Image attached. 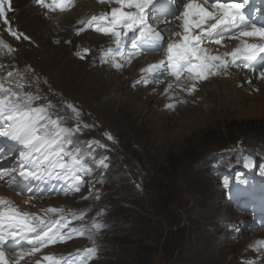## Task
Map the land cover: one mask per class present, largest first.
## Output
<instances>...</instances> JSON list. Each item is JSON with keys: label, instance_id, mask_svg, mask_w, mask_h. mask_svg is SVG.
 <instances>
[{"label": "rangeland", "instance_id": "1", "mask_svg": "<svg viewBox=\"0 0 264 264\" xmlns=\"http://www.w3.org/2000/svg\"><path fill=\"white\" fill-rule=\"evenodd\" d=\"M92 5H96L94 0H79L72 10L57 13L37 6L34 0H13L8 14L12 30L31 40L15 39L0 18V40L13 49L9 52L0 46V68L13 73L24 67L31 73L32 80L27 75L23 78L33 82L37 101L46 106L52 120V115L59 116L60 125L72 120L61 115V104L64 108L72 105L91 124L108 128L113 138L101 139L103 147L95 143L88 155L97 162L106 158L113 163L105 198L102 192L88 188L69 199L61 194L49 203L60 199L64 208L81 210V215L70 219V225L83 235L97 222L108 223L107 234L91 242L97 251L90 264H239L246 245L254 242L248 240L255 232L240 222L233 227L239 215L224 198L220 183L224 179L229 184L239 177L240 170H236L230 179L231 168L239 160L249 156L264 159V79L240 86L244 76L239 73L238 78L229 69L222 77L233 79L201 85L202 91H195L199 92L195 97L183 92L191 99L190 105L175 112L163 111L149 89L130 86L137 63L128 71L114 72L100 63L102 57L95 51L105 42L102 35L86 32L73 36L81 27V10ZM86 47L91 52L80 59ZM19 96L18 105L22 103ZM22 163L32 164L18 159L0 186L13 191L16 199L27 200L24 204L18 199L15 204L27 213L30 208L37 210L35 205L27 206L34 202L33 187L37 185L34 189L43 197L41 204L50 194L38 180L21 181ZM126 168L134 179L145 175L143 190L124 176ZM86 205L92 207L85 209ZM85 241L81 237L56 249L91 247Z\"/></svg>", "mask_w": 264, "mask_h": 264}, {"label": "snow or ice", "instance_id": "2", "mask_svg": "<svg viewBox=\"0 0 264 264\" xmlns=\"http://www.w3.org/2000/svg\"><path fill=\"white\" fill-rule=\"evenodd\" d=\"M34 2L37 6L48 11L62 12L70 10L74 0H50V2L49 0H34ZM98 2H114L119 7L111 9L110 13L99 16L92 15L90 19L78 21L79 25L83 27L77 28V35L87 29H93L95 32L112 37L117 50L122 46L123 38L128 33L136 31V29H140L139 36L145 43L158 44L164 40V37L152 25L148 24L146 20L147 9L150 5H153L154 0H98ZM247 2L248 0H205V3H210L211 10L197 3V0H188V3L184 5L182 12L183 33H174V35L180 36V40L167 44L166 65L168 74L175 77L176 81H180L181 77L184 76L185 82H192L190 87L182 88V90L191 94L198 90V83L207 81L211 77L227 75L231 67L239 66L240 63H243L245 67L252 68L253 72L257 71L250 62L255 61L259 56L264 54V26L257 27L256 24L249 22L244 12ZM6 6L7 8H11V0H0V18L3 19V23L9 34L17 40L21 38L31 40L30 36L12 30ZM125 9L134 10L126 11ZM224 28H231L233 34L228 38L239 40L240 44L231 52L213 54L212 50L205 47L204 44L215 43L221 45L225 37L220 30ZM249 39H256L259 42L250 43ZM0 46L7 48L9 52L13 51L2 40H0ZM136 47V45H133V48ZM83 52L87 54L89 49L84 48ZM77 55L80 54L77 53ZM104 55L105 57L113 56L114 58L115 55H119V52L109 48L105 51ZM81 58L84 57L81 56ZM104 62H107V60ZM114 66L116 68L122 67L118 62ZM164 67L165 61H160L143 68L141 71L149 74L144 77L143 83L147 85V83L154 80L156 74ZM7 75L11 77L13 73L8 72ZM258 77L264 79V69L258 71ZM248 83H251V81ZM177 86L180 87V85ZM18 87L22 88L23 85H18ZM171 87L172 85L170 84L169 88ZM0 92L9 94L6 97L0 98V115H4L8 121L13 122L10 124L9 130L0 131V136L9 137L12 140L21 142L27 150L23 154L24 161L31 160L32 163L31 167H25L24 163L21 164V170L18 174L20 177L42 180L45 176H59L70 173L77 165L83 166L82 161L76 158L68 162H65L62 157H58L56 160L51 159L52 146L58 144L63 139V134L68 133L70 135L71 129L61 128L59 119L52 120L47 115V109L44 107L30 108L29 112H25L22 117L16 115L20 111L18 104L8 103L6 105V101H10L12 97L19 100V94L10 88H5L3 83H0ZM33 99H36V97L29 95L25 102L30 103ZM68 107L72 108L76 117H79L77 109L72 105ZM169 107L172 106L169 105ZM41 121H44V123L41 124ZM49 123L54 124L57 128L51 140L47 136L37 135L40 128L47 129ZM79 130V125H77L75 131ZM108 139L111 140L113 138L111 135H108ZM93 143L100 145L99 141H94ZM100 146L103 147L104 145ZM32 153H43V155L33 157ZM105 159H101L99 163L107 167ZM41 167L44 169L43 172L38 170ZM3 175L4 172H0V177ZM72 191H80L79 182L74 185ZM0 205L7 206L6 211H0V229L7 225L6 230L0 231V264H20L21 260L34 256L49 245L67 242L69 239H72L73 233L81 236L84 234L78 228H72L68 232H64L63 229L68 228V223L61 224L59 220L46 221L40 215L21 212L10 200L4 197H0ZM42 211L46 214H56L63 212V209L50 207ZM25 233L33 234L29 241L32 246L31 251L18 252L15 254L16 260L9 261L3 250L4 246L9 240H15L17 237L28 239L26 235H22ZM257 243L264 244V241H258ZM96 251L94 248H87L84 250V254L88 258H91L95 255ZM63 260V257L58 258L53 254H48L42 256L41 260H37L36 264H42V261L45 264H62Z\"/></svg>", "mask_w": 264, "mask_h": 264}, {"label": "bare ground", "instance_id": "3", "mask_svg": "<svg viewBox=\"0 0 264 264\" xmlns=\"http://www.w3.org/2000/svg\"><path fill=\"white\" fill-rule=\"evenodd\" d=\"M93 7L92 8H87V9H84V10H81V15L79 16V19L80 18H83V17H85V18H87V17H89V16H91V14H93V13H96V7H97V5H92ZM181 28V27H180ZM232 44H235L234 42H232ZM143 61H146V59H144ZM134 66H136V64H134ZM250 74V73H249ZM137 75V73H134V76H133V78L135 77ZM264 87V86H263ZM157 98V97H156ZM32 166V164H30V165H28V166H25V167H31ZM20 169V168H19ZM21 170V169H20ZM17 175V174H16ZM19 176V175H18ZM20 177V176H19ZM20 179H21V181L23 182V181H25V180H27V179H25V178H22V177H20ZM20 179H17L18 180V182H19V180ZM28 180H32V179H28ZM21 181H20V183H21ZM34 182V181H33ZM37 186V185H36ZM35 186V187H36ZM34 187V188H35ZM3 188V187H2ZM1 188V186H0V197H4L5 199H7V200H10L12 203H13V205H15L16 203H17V200L19 199H16V197H14L13 196V194H14V192L13 191H11V190H8V191H4L3 189ZM19 194H17V196H18ZM27 196H29V195H27ZM19 202H23L24 203V201H27V200H23V199H19L18 200ZM25 204V203H24ZM32 206V205H31ZM20 207H21V205H20ZM20 207H17L20 211H22V212H25V210H24V208H20ZM5 208H7V206H5V205H0V211H3V209H5ZM6 211V210H5ZM6 229H7V225H6ZM2 230H3V228H2Z\"/></svg>", "mask_w": 264, "mask_h": 264}]
</instances>
